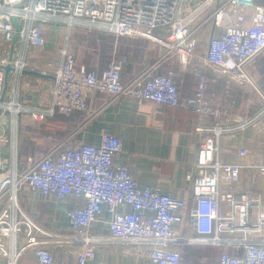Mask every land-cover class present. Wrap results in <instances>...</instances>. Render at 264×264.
<instances>
[{"label": "built area", "instance_id": "2783aa9c", "mask_svg": "<svg viewBox=\"0 0 264 264\" xmlns=\"http://www.w3.org/2000/svg\"><path fill=\"white\" fill-rule=\"evenodd\" d=\"M19 21L18 48L10 60L15 25ZM68 22L118 36L146 37L179 58L187 70L192 60L196 88L182 96L174 81L175 72L158 73L159 60L130 81H122L127 55H113L100 76L79 67L67 47L53 69V100L46 106L27 109L19 102V82L10 102H1L2 114L13 102L43 122L57 111L70 114L82 109L87 98L101 90L114 99L151 101L194 111L200 118L196 133L202 136L196 160L186 173L191 202L171 189L141 186L127 164H117L122 149L120 137L103 133L98 144L60 142L26 168L12 167L6 143L0 135V257L18 264L32 250L38 264H54L49 242L39 239L54 233L44 229L21 205L19 192L29 189L59 200L75 198L66 211L76 244V264L95 257L102 238L94 229L104 212L109 234L121 242L141 241L150 245L153 264H181V247L191 242L229 244L219 264H264V80L248 69L253 60L264 66V3L258 0H0V98L5 69L24 75L25 55L31 46L44 48V24ZM211 26L207 50L200 54V35ZM160 33H158V32ZM210 70L236 81L246 94L242 111L208 92ZM252 95L256 106L252 107ZM18 112L13 115L17 117ZM209 119L205 124L204 119ZM3 125V124H2ZM0 134L3 128L0 129ZM249 135H248V134ZM236 138H239L238 142ZM260 145H252L254 139ZM249 142V143H244ZM10 152H15L14 140ZM66 145V146H64ZM233 156V159L231 157ZM17 164V163H16ZM17 166V165H16ZM9 167V169H8ZM10 184V189L6 187ZM7 192L9 196L6 198ZM192 226L198 236H188L176 226Z\"/></svg>", "mask_w": 264, "mask_h": 264}, {"label": "crops", "instance_id": "0c3cea01", "mask_svg": "<svg viewBox=\"0 0 264 264\" xmlns=\"http://www.w3.org/2000/svg\"><path fill=\"white\" fill-rule=\"evenodd\" d=\"M53 23L55 24L53 29L45 31L46 45L44 48L34 46L28 48L24 58L26 67L52 74L53 69L63 59L62 49L66 45L63 41L61 42L63 27L59 23L62 22ZM66 32L69 30L66 29ZM211 32V26L208 25L200 35V51H203L200 54L202 55L207 50ZM97 34L100 38L107 35L115 37L114 53L128 56V62L122 71L123 82L130 81L139 72L159 60L157 72L165 73L168 70H173L175 72L174 81L182 96L194 93L197 80L193 67L197 63L196 61L192 60L189 68L183 70L178 56L160 44L159 47L154 44H144L146 47L142 54L133 55L125 53L126 47L130 44L129 42L125 44L124 39L120 38L123 36L117 37L107 32ZM259 61L263 63L262 60ZM106 64L108 65V62ZM77 65L84 66L88 72L98 76L107 67L104 60L101 65L96 64L95 58L87 63L88 66L79 63ZM24 77L26 79L25 88H23ZM11 80L10 97H13L14 87L19 82L18 100L27 109L31 110L40 107V105L46 106L54 98L52 90L55 87V78L24 74L19 80L15 75H11ZM228 80L227 76L210 70L208 92L216 96L223 95L224 91H229ZM239 92V105L236 107L233 102H229V104L242 111L246 104L244 99L246 94L241 89ZM251 106H256L254 99ZM12 111L16 113L19 110ZM22 112L28 115L22 117ZM6 118L4 115L0 117V129L3 128L0 135L6 139L10 136L9 142L14 140L16 149L12 157V169L16 168L18 157H30L31 152L40 149H43L40 152L42 156L64 141L66 145L80 142L98 144L101 135L107 132L118 135L121 140L122 149L116 154L115 162L127 164L139 185L159 187L162 190L171 189L176 196L191 202L188 192L190 183L186 178V173L196 160L197 150L202 140V136H198L196 133L200 118L192 110L164 106L151 101L137 102L125 98L114 99L105 91L95 90L87 98L84 108L74 109L70 114L57 111L47 120L35 122L28 111L22 110L18 112L17 119H13L12 128L10 126L8 130H5ZM204 123H209V119L205 118ZM238 141L239 138H236L234 142ZM239 143L241 142L239 141ZM253 143L254 141H251L252 145ZM27 146H29L28 149ZM25 152L28 154L25 155ZM21 192L22 196H18L22 207L31 215H35L36 210H41L38 223L44 229L54 233L52 237L41 236L40 238L41 242L50 241L48 247L54 252V264H76L78 246L71 243L72 229L66 217V211L75 204L76 199L59 200L54 196L44 197L26 188L19 194ZM109 219V214L104 212L102 220L94 229V234L102 238V243H100L95 257L88 264H153L148 257L150 247L148 243L121 242L110 236L107 225ZM176 228L183 230L188 236H198L192 226L185 225L183 228V226L177 225ZM233 250L234 248L229 244L214 245L191 242L181 247V264H219L220 255L224 251ZM0 264H7L2 257H0ZM18 264H38V262L30 250L24 254Z\"/></svg>", "mask_w": 264, "mask_h": 264}, {"label": "rangeland", "instance_id": "374dc122", "mask_svg": "<svg viewBox=\"0 0 264 264\" xmlns=\"http://www.w3.org/2000/svg\"><path fill=\"white\" fill-rule=\"evenodd\" d=\"M63 28H62V32H61V42L63 41L66 45V47L68 48V51L73 55V57L75 58L76 62H78L80 65H87V63L90 60H93L95 58V62L98 65H101L102 60H104V64L107 65L106 63L110 62V60L112 59L115 49H107V40L109 39H102L100 37H98L99 32H104L101 30H93V29H89L87 27H83V26H78V25H69L68 22H64V23H59ZM54 23L53 22H49V23H45L44 24V29L45 30H49V29H53L54 27ZM67 26V27H66ZM66 29L69 30V32H66ZM64 31V32H63ZM123 38L125 44H130V46H127L125 49V53L127 54H139L141 55L142 52L145 50L144 48L146 47V44H154V46L159 47L160 45L156 42H151L150 39L146 38V37H130V36H123L120 37ZM119 38V39H120ZM60 41V40H59ZM141 42V43H138ZM83 43H86L85 45ZM145 44V45H144ZM139 45V46H138ZM17 48H18V44L17 47L15 49V53H17ZM124 52V51H123ZM121 52V53H123ZM201 53L203 52L202 50L200 51ZM144 54V53H143ZM77 63V64H78ZM248 69L250 70V72H252V74L256 77L257 80H259L260 82L262 80H264V66L263 63L260 62L258 59L253 60L252 62L249 63L248 65ZM25 77L23 78V88H25ZM228 85H229V91H224L223 95L219 94L218 97L221 98V101L224 103H229V102H233L234 106H238L240 103V97H238L239 89L240 86L239 84L234 81L229 79L228 80ZM12 85V80L10 79L9 82V88H8V93H7V97H6V102H10L12 100V97H10L11 95V86ZM238 88V89H237ZM10 97V98H9ZM247 96L244 97L245 99V103L247 102ZM253 95H252V100H253ZM256 101V100H255ZM14 112L11 110H9V108L5 109V112L3 113V115L7 116V120H6V124H5V130L9 129V127L11 126L12 128V124H13V119H17L16 115L12 116ZM22 117L23 116H27L28 114L25 112H22ZM2 115V116H3ZM12 118H11V116ZM15 125V124H14ZM8 140H10V136L9 138H7ZM260 141L258 139H254V143L253 145H260ZM10 145L11 143L7 142L6 143V147H7V153H6V158L9 161V166H11L12 163V154L10 152ZM29 146H27L28 149ZM43 151V149L41 150H36L34 152H31V156L30 157H22V158H17V168L19 170L26 168L28 161H35L37 159L40 158L41 154L40 152ZM25 155L28 154V152L24 153ZM45 154V153H44ZM43 154V155H44ZM17 157V155H16ZM9 169V167H8ZM8 188L10 189V184L6 187V189L8 190ZM22 196V192L21 194H18ZM9 196V193L7 192L6 194V198ZM38 222L40 221L39 218L36 219Z\"/></svg>", "mask_w": 264, "mask_h": 264}, {"label": "water", "instance_id": "95a60500", "mask_svg": "<svg viewBox=\"0 0 264 264\" xmlns=\"http://www.w3.org/2000/svg\"><path fill=\"white\" fill-rule=\"evenodd\" d=\"M13 22H14L16 31L13 35L12 44H11V48H10V54H9L10 60H12L14 58V55H15V49L17 47V42H18V30H19V21L17 20V18L14 17ZM4 69H5V79H4L3 92H2V95L0 98L1 102L6 101L8 88H9V82L11 79V74L16 68L11 63H8L4 66ZM21 72L24 74H27V75L32 74V75H37L40 77L54 78V75H52V74H48L46 72H42L40 70L31 69V68H23L21 70ZM1 114H2V107H0V115Z\"/></svg>", "mask_w": 264, "mask_h": 264}, {"label": "trees", "instance_id": "16d2710c", "mask_svg": "<svg viewBox=\"0 0 264 264\" xmlns=\"http://www.w3.org/2000/svg\"><path fill=\"white\" fill-rule=\"evenodd\" d=\"M258 2H264V0H258ZM102 39H109L107 40V49H112V47L114 46V43H115V37H113L112 35H107V36H104V37H101ZM70 121V120H69ZM70 126L71 125V122H69Z\"/></svg>", "mask_w": 264, "mask_h": 264}, {"label": "bare ground", "instance_id": "6f19581e", "mask_svg": "<svg viewBox=\"0 0 264 264\" xmlns=\"http://www.w3.org/2000/svg\"><path fill=\"white\" fill-rule=\"evenodd\" d=\"M9 107H11V110H14V109L19 110L20 109V105H19V103L17 101L11 103L9 105ZM10 175H11L12 178H14V175H15V168L14 167H13V169L11 168ZM40 238H36V239H39V241L41 242Z\"/></svg>", "mask_w": 264, "mask_h": 264}]
</instances>
